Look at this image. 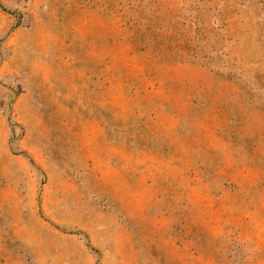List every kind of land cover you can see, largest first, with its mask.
Listing matches in <instances>:
<instances>
[{
	"label": "rangeland",
	"instance_id": "374dc122",
	"mask_svg": "<svg viewBox=\"0 0 264 264\" xmlns=\"http://www.w3.org/2000/svg\"><path fill=\"white\" fill-rule=\"evenodd\" d=\"M0 264H264V0H0Z\"/></svg>",
	"mask_w": 264,
	"mask_h": 264
}]
</instances>
